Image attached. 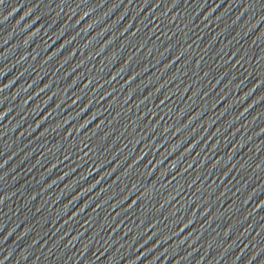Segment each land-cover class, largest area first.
<instances>
[{
  "label": "water",
  "instance_id": "water-1",
  "mask_svg": "<svg viewBox=\"0 0 264 264\" xmlns=\"http://www.w3.org/2000/svg\"><path fill=\"white\" fill-rule=\"evenodd\" d=\"M0 264H264V0H3Z\"/></svg>",
  "mask_w": 264,
  "mask_h": 264
},
{
  "label": "snow or ice",
  "instance_id": "snow-or-ice-1",
  "mask_svg": "<svg viewBox=\"0 0 264 264\" xmlns=\"http://www.w3.org/2000/svg\"><path fill=\"white\" fill-rule=\"evenodd\" d=\"M0 3H3V0H0ZM7 259V258H6Z\"/></svg>",
  "mask_w": 264,
  "mask_h": 264
}]
</instances>
